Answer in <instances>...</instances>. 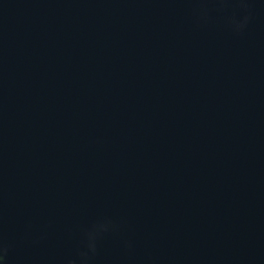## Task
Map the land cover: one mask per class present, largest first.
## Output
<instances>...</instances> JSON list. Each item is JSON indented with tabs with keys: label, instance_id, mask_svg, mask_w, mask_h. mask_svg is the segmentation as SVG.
<instances>
[{
	"label": "water",
	"instance_id": "water-1",
	"mask_svg": "<svg viewBox=\"0 0 264 264\" xmlns=\"http://www.w3.org/2000/svg\"><path fill=\"white\" fill-rule=\"evenodd\" d=\"M0 264H264V0H0Z\"/></svg>",
	"mask_w": 264,
	"mask_h": 264
},
{
	"label": "clouds",
	"instance_id": "clouds-1",
	"mask_svg": "<svg viewBox=\"0 0 264 264\" xmlns=\"http://www.w3.org/2000/svg\"><path fill=\"white\" fill-rule=\"evenodd\" d=\"M0 261H2V260H0Z\"/></svg>",
	"mask_w": 264,
	"mask_h": 264
}]
</instances>
